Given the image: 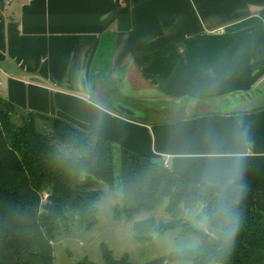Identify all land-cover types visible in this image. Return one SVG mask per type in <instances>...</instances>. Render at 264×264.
I'll return each mask as SVG.
<instances>
[{
    "label": "crops",
    "instance_id": "crops-1",
    "mask_svg": "<svg viewBox=\"0 0 264 264\" xmlns=\"http://www.w3.org/2000/svg\"><path fill=\"white\" fill-rule=\"evenodd\" d=\"M0 97L264 212V0H0Z\"/></svg>",
    "mask_w": 264,
    "mask_h": 264
},
{
    "label": "trees",
    "instance_id": "trees-1",
    "mask_svg": "<svg viewBox=\"0 0 264 264\" xmlns=\"http://www.w3.org/2000/svg\"><path fill=\"white\" fill-rule=\"evenodd\" d=\"M102 183L122 193L114 206L116 220L133 221L167 200L165 210L173 220L155 227L162 235L178 227L182 234L192 233L196 227L184 212L200 209L210 237L201 236L192 249L171 252L170 260L264 264V212L233 204L242 227L226 253L222 230L211 214L222 199H234L175 174L163 159L62 119L20 113L0 97V264H54L53 244L60 234L70 232L77 221L87 231L97 224ZM43 192L48 193L45 201ZM100 248L105 264H132L127 253L116 258L108 244L102 242ZM76 264L100 263L83 257Z\"/></svg>",
    "mask_w": 264,
    "mask_h": 264
},
{
    "label": "rangeland",
    "instance_id": "rangeland-1",
    "mask_svg": "<svg viewBox=\"0 0 264 264\" xmlns=\"http://www.w3.org/2000/svg\"><path fill=\"white\" fill-rule=\"evenodd\" d=\"M101 188L105 194L97 203V224L87 231L80 221H77L70 232L60 234L53 244L54 264H76L83 257L105 264L100 248L102 242L108 244L116 258H121L127 253L132 264H184L170 260L169 254L192 249L200 244L199 234H182L179 227L177 230H168L163 235L155 231L158 224L173 220L165 210L167 200L154 211L142 212L133 221L125 217L116 220L113 217L114 206L119 204L122 193L117 187L111 188L106 183H102ZM46 194L48 195L43 192V201L48 197H45ZM181 210L184 212L183 208ZM184 215L189 217L195 229L209 233L207 220L202 217L200 209L190 213L185 211Z\"/></svg>",
    "mask_w": 264,
    "mask_h": 264
},
{
    "label": "clouds",
    "instance_id": "clouds-1",
    "mask_svg": "<svg viewBox=\"0 0 264 264\" xmlns=\"http://www.w3.org/2000/svg\"><path fill=\"white\" fill-rule=\"evenodd\" d=\"M240 171L239 169L230 170L226 169L223 176L219 178L221 185L226 189L228 187H233L237 191V199L234 202H229L227 199H222L219 205L212 212V218L215 219L219 227L222 230L224 249L227 253L237 236L240 228L242 227V222L235 212L233 204L239 203V197L243 195L244 188L239 183ZM211 182L212 178L208 177Z\"/></svg>",
    "mask_w": 264,
    "mask_h": 264
},
{
    "label": "water",
    "instance_id": "water-1",
    "mask_svg": "<svg viewBox=\"0 0 264 264\" xmlns=\"http://www.w3.org/2000/svg\"><path fill=\"white\" fill-rule=\"evenodd\" d=\"M122 112H124V113H126V114H128V115H132L133 114V112H130L129 110H127L126 108H124V107H120L119 108ZM192 231L193 232H195V233H197V234H199L200 236H202L203 238H208V237H210V234L208 233V232H206V233H204V232H202V231H199V230H197V229H195V228H192Z\"/></svg>",
    "mask_w": 264,
    "mask_h": 264
},
{
    "label": "built area",
    "instance_id": "built-area-1",
    "mask_svg": "<svg viewBox=\"0 0 264 264\" xmlns=\"http://www.w3.org/2000/svg\"><path fill=\"white\" fill-rule=\"evenodd\" d=\"M163 161H164V164H165L166 166H169V165H168V161H166V160H163ZM47 196H48V195L46 194L45 197H47Z\"/></svg>",
    "mask_w": 264,
    "mask_h": 264
}]
</instances>
